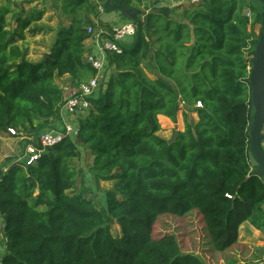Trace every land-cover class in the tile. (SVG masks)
Segmentation results:
<instances>
[{"label":"trees","instance_id":"trees-1","mask_svg":"<svg viewBox=\"0 0 264 264\" xmlns=\"http://www.w3.org/2000/svg\"><path fill=\"white\" fill-rule=\"evenodd\" d=\"M6 1L0 6V134L13 129L25 144H36L42 131L56 127L69 98L59 81L69 77L71 97L96 75L85 42L89 27L111 37V25L99 22L107 0H50L68 25L54 30L47 53L34 61L19 43L39 32L46 11ZM118 3L135 10L134 20L119 16L135 24V36L120 54H106L105 83L78 116L77 137L48 149L34 165L0 167L2 264H206L182 253L175 235L152 237L158 217L193 211L217 254L239 243L242 225L264 233V182L250 174L247 135L250 51L257 41L249 29L260 25L259 12L248 0L172 8L152 0H113ZM179 112L184 130L169 143L159 136L158 117L176 123ZM80 147L93 157L87 173L70 165ZM86 174L96 189L113 182L103 206L85 197Z\"/></svg>","mask_w":264,"mask_h":264},{"label":"rangeland","instance_id":"rangeland-1","mask_svg":"<svg viewBox=\"0 0 264 264\" xmlns=\"http://www.w3.org/2000/svg\"><path fill=\"white\" fill-rule=\"evenodd\" d=\"M124 21L126 20H123V22ZM259 29L260 25L256 24L253 25V28H250V32L257 36ZM50 39L43 44L39 37L27 34L25 41L19 44L20 46L27 48L29 59H39L42 55V52H40L42 51V47L46 50L49 42L51 41ZM132 41L133 39H129V43ZM180 115L181 112L178 113L176 124L171 126L172 128L170 131H167L166 133L161 132L159 135L165 137L166 139H170L174 131L182 132L184 130V124ZM191 117H193V120L196 121V115H191ZM70 123H72L71 125L74 129L77 128V121H70ZM1 135L0 167L3 166L2 168H5L3 169V172H5L9 166L15 164V160H17L18 156L22 153L25 143L21 140L18 133H16V136H11L6 133H1ZM79 150L81 152L80 158L73 160L70 165L76 169L80 168L84 171V173H87L86 170L92 164L93 157L91 159L84 148L80 147ZM8 162L9 164L7 165ZM77 186H79V182ZM85 186L90 188V192L85 197L91 199L98 207H100V205H104V191L113 189V182H101L99 188L96 189L90 177L86 174ZM3 233V221L0 218V250L3 249V245H1ZM111 233L114 237H119V228L116 224H112ZM172 234L177 238L182 253L197 255L201 257L206 264H227V260L233 256L237 259L239 258V262H236V264H261L264 262L263 248H257L249 243L248 245H244L239 242L234 248L229 250V254L215 253L209 243L202 218L196 211H193L182 218L168 215L158 217L153 227L152 237L157 239ZM242 234L245 240L249 239L253 242L257 240V236H254L252 233H248L245 229L242 230ZM262 236L264 235H260L258 240L263 239L264 241ZM242 261L243 263H241Z\"/></svg>","mask_w":264,"mask_h":264},{"label":"built area","instance_id":"built-area-1","mask_svg":"<svg viewBox=\"0 0 264 264\" xmlns=\"http://www.w3.org/2000/svg\"><path fill=\"white\" fill-rule=\"evenodd\" d=\"M154 1L159 6H167L172 8L195 5L201 0ZM245 15L251 20V14L248 11L245 13ZM111 27L112 34L110 38L103 37L104 31L102 29H93L92 27L87 29L88 36H90V39H93L95 42L97 52L87 55L86 59L92 69L95 71L96 75L88 82L78 85L77 96H71L67 98L65 105L60 111V121L57 123L54 129L42 131L38 136L36 144H24L22 153L18 156V159L15 160L16 165L24 168L34 165L48 149L60 144L66 138L75 139L77 137L78 125L77 128L74 129L70 121H77L78 116L82 113H85L89 109L90 103L87 99L97 91L99 87L100 76L108 69L106 54L108 52L120 54L122 52L121 46L128 45L129 39H133L135 36V24L130 20ZM250 28H253V26L250 25ZM196 107H201V104L197 103ZM7 134L16 136V131L13 129H8ZM20 138L22 141L24 140V137L20 136ZM6 243V238L3 236L1 243V245H3V249L0 250V264H2L6 253Z\"/></svg>","mask_w":264,"mask_h":264},{"label":"water","instance_id":"water-1","mask_svg":"<svg viewBox=\"0 0 264 264\" xmlns=\"http://www.w3.org/2000/svg\"><path fill=\"white\" fill-rule=\"evenodd\" d=\"M250 5L256 8L260 14V29L257 41L251 49L253 59L249 67V124L247 135L249 139L248 159L252 172L262 178L264 182V0H248ZM133 12L121 4H113V0H107L101 5L99 22L111 25L116 16L121 14L130 20H134ZM47 57V54H45ZM178 131H174L169 143L173 142Z\"/></svg>","mask_w":264,"mask_h":264},{"label":"crops","instance_id":"crops-1","mask_svg":"<svg viewBox=\"0 0 264 264\" xmlns=\"http://www.w3.org/2000/svg\"><path fill=\"white\" fill-rule=\"evenodd\" d=\"M10 2L12 3L11 7H17V6H22L23 9L25 11H29L31 8L33 7H37L39 9H45L46 13L42 19V21L38 22L37 25L39 26V32L37 34H35V37H39L41 39V42L43 44H45L50 38L52 39L53 37H55L54 35V30L59 26H67L68 25V21L67 20H60L57 16V14L53 11L52 6L50 5V0H10ZM29 2V3H27ZM153 3H156L154 0H152ZM157 4V3H156ZM1 5H7V1L6 0H0V6ZM123 23V20L119 17L116 16V18L114 19V21L112 22L111 26H117L119 24ZM51 29V30H49ZM34 36V35H33ZM50 39V40H51ZM51 42V41H50ZM49 42V43H50ZM85 46L87 48H90L91 50V54L96 53V47H95V42L93 39H89L85 42ZM48 47V46H47ZM43 53H47V48L46 50L44 49V47H42L41 49ZM45 55V54H44ZM41 57V56H40ZM29 59V58H28ZM37 59V58H36ZM36 59H29V60H36ZM108 71V70H107ZM107 71H105L101 76H100V80L99 83H105V78H106V73ZM70 79L68 76L63 77L60 81L59 84L61 86H63L64 90L66 91V97H70V95L73 93V91L75 90L74 87L69 83ZM178 117V116H177ZM181 120H182V115H180ZM162 120V121H161ZM60 121V116H59V120ZM158 121L160 123L161 126V132L162 133H166L167 131H170V129L172 128L171 126L175 125L176 123H172L168 118H165L163 116H159L158 117ZM183 121V120H182ZM163 122V124L161 123ZM160 132V133H161ZM181 132V131H178ZM5 134V133H4ZM0 136H2L0 134ZM161 136V135H159ZM162 138L166 139L165 137L161 136ZM18 139V138H17ZM87 153L89 154V152L87 151ZM89 157L92 159V156L89 154ZM101 183V182H100ZM100 185V184H99ZM246 230L248 231V233H252L254 236H257V240L255 242H253L252 240H245L242 234V230ZM240 238H239V242L242 244H247L248 243L250 245H253L257 248H263V253H264V241L263 239L258 240V237L260 235H264V233H261L259 231L254 230L253 228L249 227L248 225H242L240 228ZM247 236V235H246ZM256 238V237H255ZM262 238H264V236H262ZM253 252V250H252ZM264 259V256H263ZM243 263V261L241 262ZM261 264H264L261 263Z\"/></svg>","mask_w":264,"mask_h":264}]
</instances>
